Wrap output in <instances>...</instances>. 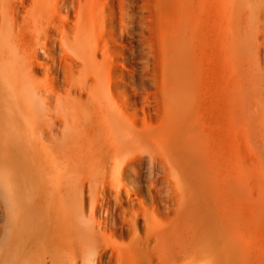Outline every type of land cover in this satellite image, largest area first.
<instances>
[{
	"label": "bare ground",
	"instance_id": "bare-ground-1",
	"mask_svg": "<svg viewBox=\"0 0 264 264\" xmlns=\"http://www.w3.org/2000/svg\"><path fill=\"white\" fill-rule=\"evenodd\" d=\"M216 1L210 25L209 0H0V264L237 263L225 224H264V0Z\"/></svg>",
	"mask_w": 264,
	"mask_h": 264
},
{
	"label": "rangeland",
	"instance_id": "rangeland-1",
	"mask_svg": "<svg viewBox=\"0 0 264 264\" xmlns=\"http://www.w3.org/2000/svg\"><path fill=\"white\" fill-rule=\"evenodd\" d=\"M142 2L144 3V0H140L139 3L142 5L143 4ZM216 2H217L216 0H209V2H208V8L213 10V11L210 10V12H208V14L209 13H213V14H209V15H211L209 17L210 25H212L214 20L216 19L215 15H216V12L218 10V2L217 3ZM211 4H214V5H211ZM210 6H213V7H210ZM119 27L120 26L118 24V28ZM118 32L119 33L121 32L120 28L118 29ZM135 32L138 33V32H140V30L138 28L137 29L135 28ZM210 33H211V31H210ZM210 33H209V35H212V33L211 34ZM211 37H213V36L209 37L210 40L208 39L209 40L208 41V46L214 44V41H213V44L209 45V42L211 40H213V39H211ZM214 46H213V48L215 50ZM213 48H211V50H213ZM209 49L210 48H208V53L210 51ZM210 53L214 54V55L217 54V53L215 54V52L213 53V51H211ZM135 60H136V62L138 64V67H139V69H138L139 73H144V70L142 69L143 67H142L141 63H143L145 61V59L136 58ZM217 60H218V56L217 55H216V58L211 56V61H214V62H213V64H210L211 61L210 62L208 61L209 62L208 65L209 64L211 65V67H208V69L211 68V69L216 70L217 69V67H216ZM208 72H211V71L208 70ZM214 72H211V73H214ZM215 74H216V72L214 73V76H211L210 78L208 77L209 80L207 78L206 81H207V83H209L208 85L211 86V84H214ZM210 75H213V74H210ZM210 75H208V76H210ZM139 182H140L141 188H142L141 192H140L141 195H142V199L144 198L143 200L146 201L145 203L151 204L152 198L154 196V193L150 192V186H149V183H148L147 179L142 178V179L139 180ZM241 188H242V197L245 198L247 195L250 194V190H248L249 186L243 181H241ZM260 224H262V225H260ZM260 224H258L259 228L257 226H256L255 229H253V228L251 229L250 228V229L247 230L245 228L247 230L246 232L244 230H242V229L239 230L238 227H233V226L230 227L228 224H225V227H224V230H223V234H225L226 236L229 237L231 235V233H234L236 235L238 241H239V246H238L239 249L237 250V263L236 264H264V234L261 232V229H262L261 227H263L264 224H263V222H261ZM259 229H260V231H259ZM225 264H228V263L225 262Z\"/></svg>",
	"mask_w": 264,
	"mask_h": 264
}]
</instances>
